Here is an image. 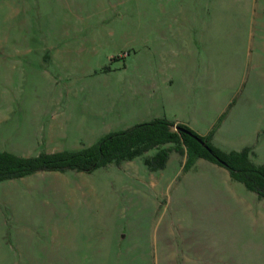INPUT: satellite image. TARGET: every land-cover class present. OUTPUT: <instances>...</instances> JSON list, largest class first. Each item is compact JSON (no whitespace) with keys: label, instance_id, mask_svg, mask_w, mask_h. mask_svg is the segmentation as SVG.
Wrapping results in <instances>:
<instances>
[{"label":"rangeland","instance_id":"374dc122","mask_svg":"<svg viewBox=\"0 0 264 264\" xmlns=\"http://www.w3.org/2000/svg\"><path fill=\"white\" fill-rule=\"evenodd\" d=\"M155 119L264 165V0H0V152ZM156 152L0 182V264H264V198L174 151L151 171Z\"/></svg>","mask_w":264,"mask_h":264},{"label":"trees","instance_id":"16d2710c","mask_svg":"<svg viewBox=\"0 0 264 264\" xmlns=\"http://www.w3.org/2000/svg\"><path fill=\"white\" fill-rule=\"evenodd\" d=\"M152 150L157 152L145 160L151 171L165 169L174 151L186 157L185 168L192 167L201 159L210 161L225 167L233 180L264 198V165L254 162L250 150L224 153L213 147L207 137L165 119H155L110 134L99 143L78 151L40 153L29 157L0 152V182L22 179L39 172L72 170L91 173L112 163L131 162Z\"/></svg>","mask_w":264,"mask_h":264},{"label":"crops","instance_id":"0c3cea01","mask_svg":"<svg viewBox=\"0 0 264 264\" xmlns=\"http://www.w3.org/2000/svg\"><path fill=\"white\" fill-rule=\"evenodd\" d=\"M197 14V13H196ZM194 30H197V28H193V31ZM207 31H208V33L210 32V29L209 28H207ZM196 39H197V37L195 38V40H192V43H193V45L195 44V43H197L196 42ZM181 40V39H180ZM180 47H178V48H185V49H187L188 47H189V41L185 38L184 40H181V42L178 44ZM190 45H192L191 43H190ZM195 46V45H194ZM190 50H192V49H189V52H188V55L189 54H191V52H190ZM190 58V61H188V65L186 66L187 68H185L187 71L188 70H190L191 69V62H192V58L191 57H189ZM187 60H189V59H187ZM187 73H189V72H187ZM184 157V156H183ZM185 160H186V157H185Z\"/></svg>","mask_w":264,"mask_h":264},{"label":"water","instance_id":"95a60500","mask_svg":"<svg viewBox=\"0 0 264 264\" xmlns=\"http://www.w3.org/2000/svg\"><path fill=\"white\" fill-rule=\"evenodd\" d=\"M185 133H188V132L185 131ZM200 142H201L203 145H205V143H204L203 141L200 140Z\"/></svg>","mask_w":264,"mask_h":264}]
</instances>
